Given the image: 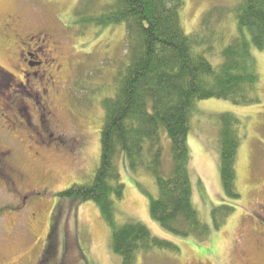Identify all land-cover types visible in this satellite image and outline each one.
I'll return each instance as SVG.
<instances>
[{"label":"rangeland","instance_id":"1","mask_svg":"<svg viewBox=\"0 0 264 264\" xmlns=\"http://www.w3.org/2000/svg\"><path fill=\"white\" fill-rule=\"evenodd\" d=\"M80 1L0 0V264H40L54 217L60 223L56 237L68 243L66 261L82 264L72 253L76 240L86 264H121L111 249L112 230L96 205L72 207L57 198L73 185L92 183L100 162L103 103L116 95L129 59L125 28L97 26L99 7H88L92 23L77 22ZM235 5L236 0H185L181 25L193 35L207 12L221 14ZM230 19L219 25L229 38L236 35ZM217 42L207 55L214 65L222 47ZM31 51L32 61L42 62L35 69L23 54ZM251 53L259 74L258 103L199 101L189 120L195 209L206 223L210 210L223 202L235 210L217 232L201 241L165 232L149 214L150 198L157 197L154 177L142 168L130 171L123 155L117 160L124 186L123 199L114 205L117 226L140 223L179 248L175 254L138 255L137 264H264V52ZM222 114L240 121L235 174L241 198L234 203L225 199L219 175ZM164 167L168 174L169 155Z\"/></svg>","mask_w":264,"mask_h":264},{"label":"trees","instance_id":"2","mask_svg":"<svg viewBox=\"0 0 264 264\" xmlns=\"http://www.w3.org/2000/svg\"><path fill=\"white\" fill-rule=\"evenodd\" d=\"M184 5L185 0H107L103 5L98 0H81L74 14L77 22L92 23L88 7H99L97 14L101 15L94 20L97 26H123L129 59L122 68L124 73H119L116 95L103 103L100 162L92 183L73 185L57 198L58 203L72 207L88 202L96 205L112 230L111 249L121 264H137L138 255L153 251L179 252L172 243L153 237L140 223L117 226L114 205L124 194L117 166L122 155L130 171L142 168L154 177L157 197L150 198L149 214L173 236L204 240L235 211L223 202L210 210V222L206 223L195 209L187 143L189 120L199 101L222 100L243 107L258 103L259 74L251 52H264V0H236L235 6L221 14L207 12L193 35L186 34L181 25ZM213 13L217 14L215 29L210 21ZM229 17L236 32L230 38L229 30L226 36V28L219 27L221 19ZM217 39L222 47L214 65L207 55H212ZM219 125L220 181L225 199L234 203L241 198L235 174L240 121L232 114H222ZM166 155L170 157L168 174L164 171ZM59 224V218L54 217L40 264L51 260L71 264L66 261L67 240L62 243L55 235ZM74 243L72 253L86 264L82 249L76 240Z\"/></svg>","mask_w":264,"mask_h":264},{"label":"flooded vegetation","instance_id":"3","mask_svg":"<svg viewBox=\"0 0 264 264\" xmlns=\"http://www.w3.org/2000/svg\"><path fill=\"white\" fill-rule=\"evenodd\" d=\"M32 52V51H31ZM25 52L23 53L25 57H28V59L26 58V65L29 67V68H32V69H35V68H38L41 66L42 62L37 60V61H32V58L34 57V54L33 52ZM34 53L36 54L37 53V49L34 50ZM25 75V72L23 71L22 72V76L24 77ZM13 76V75H12ZM14 77V76H13ZM17 85V84H16ZM19 85V84H18Z\"/></svg>","mask_w":264,"mask_h":264}]
</instances>
